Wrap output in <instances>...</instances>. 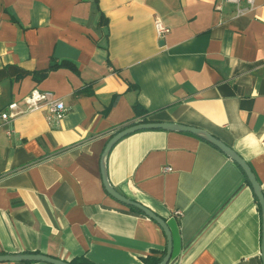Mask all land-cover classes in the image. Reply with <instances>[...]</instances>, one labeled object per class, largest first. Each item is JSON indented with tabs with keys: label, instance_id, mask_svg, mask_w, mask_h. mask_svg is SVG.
Listing matches in <instances>:
<instances>
[{
	"label": "crops",
	"instance_id": "obj_1",
	"mask_svg": "<svg viewBox=\"0 0 264 264\" xmlns=\"http://www.w3.org/2000/svg\"><path fill=\"white\" fill-rule=\"evenodd\" d=\"M156 20L170 29L164 38ZM32 89L66 111L0 119V254L161 258V226L110 196L100 173L110 137L142 120L215 136L264 194V0L239 16L223 0H0V112ZM106 171L115 190L165 220L168 264H263L257 198L242 169L199 136L134 131L112 146Z\"/></svg>",
	"mask_w": 264,
	"mask_h": 264
},
{
	"label": "water",
	"instance_id": "obj_2",
	"mask_svg": "<svg viewBox=\"0 0 264 264\" xmlns=\"http://www.w3.org/2000/svg\"><path fill=\"white\" fill-rule=\"evenodd\" d=\"M142 129H163V130H171V131H184L190 132L194 135L199 136L200 138L204 139L205 141L209 142L210 144L217 147L220 151H222L227 157L232 159L244 172L247 181L249 182L254 195L257 198L258 204L261 210V259L264 264V194L262 189L256 180L254 174L252 173L251 169L249 168L248 164L229 146L224 144L215 136L209 134L208 132L204 131L203 129L184 125L180 123H173V122H156V121H149V122H139L132 125H129L115 134H113L110 139L107 141L100 157V173H101V180L106 192L112 196L117 201L127 205L134 207L144 213L147 217L153 219L156 223H158L161 228L163 229L166 235V249L164 255L162 256L160 262L158 264H168L172 252V236L171 232L163 218L155 214L151 209L142 205L141 203L131 200L128 197L124 196L123 194L119 193L115 190L109 183L107 178V171H106V157L111 150L112 146L122 137ZM0 261H42L49 264H71L68 261L51 257L45 254L39 253H5L0 254Z\"/></svg>",
	"mask_w": 264,
	"mask_h": 264
},
{
	"label": "built area",
	"instance_id": "obj_3",
	"mask_svg": "<svg viewBox=\"0 0 264 264\" xmlns=\"http://www.w3.org/2000/svg\"><path fill=\"white\" fill-rule=\"evenodd\" d=\"M226 4L234 8L235 15H246L254 10L255 0H223ZM217 10H221L220 5H216ZM155 33L157 38H164L169 32V27L156 20L154 23ZM37 110H46L52 117L60 119L65 111L63 101L56 97L51 91H43L32 89L20 101H11L6 105V108L0 112L1 120H10L25 112H32ZM12 130H7L6 133L10 134ZM171 170L170 167H164V171ZM174 214L180 215L179 211Z\"/></svg>",
	"mask_w": 264,
	"mask_h": 264
},
{
	"label": "trees",
	"instance_id": "obj_4",
	"mask_svg": "<svg viewBox=\"0 0 264 264\" xmlns=\"http://www.w3.org/2000/svg\"><path fill=\"white\" fill-rule=\"evenodd\" d=\"M56 66H58V65H56V64H54V65H52V66H50L49 68H54V67H56ZM45 72V71H44ZM44 72L42 73V74H44ZM134 110L136 111V114H140V113H142V109L138 106V105H134ZM140 122H147L146 120H142V121H140ZM137 123H139V122H137ZM133 124V123H132ZM135 124V123H134ZM125 128V127H124ZM121 129H123V128H121ZM121 129H119V130H121ZM118 132V131H117ZM244 176H245V174H244ZM245 178H246V176H245ZM246 180H247V178H246ZM131 209H133V210H135V211H139V212H141L140 210H138V209H136V208H134V207H130ZM162 258V257H161ZM161 258H151L150 260H149V258L148 259H146L145 261H146V264H158L159 262H160V260H161ZM71 264H79V261L77 260V259H73V261H71L70 262Z\"/></svg>",
	"mask_w": 264,
	"mask_h": 264
}]
</instances>
